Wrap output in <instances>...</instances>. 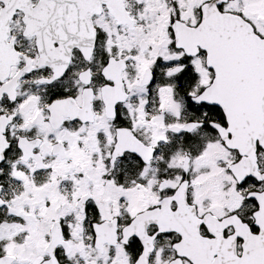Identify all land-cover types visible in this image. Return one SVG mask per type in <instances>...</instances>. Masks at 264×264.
<instances>
[{"label": "snow or ice", "instance_id": "6c2138e0", "mask_svg": "<svg viewBox=\"0 0 264 264\" xmlns=\"http://www.w3.org/2000/svg\"><path fill=\"white\" fill-rule=\"evenodd\" d=\"M0 264H264V0H0Z\"/></svg>", "mask_w": 264, "mask_h": 264}]
</instances>
